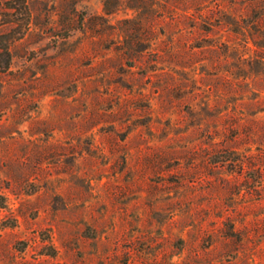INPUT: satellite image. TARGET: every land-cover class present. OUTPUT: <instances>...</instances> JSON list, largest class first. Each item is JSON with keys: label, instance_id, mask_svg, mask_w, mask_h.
<instances>
[{"label": "rangeland", "instance_id": "rangeland-1", "mask_svg": "<svg viewBox=\"0 0 264 264\" xmlns=\"http://www.w3.org/2000/svg\"><path fill=\"white\" fill-rule=\"evenodd\" d=\"M0 264H264V0H0Z\"/></svg>", "mask_w": 264, "mask_h": 264}]
</instances>
